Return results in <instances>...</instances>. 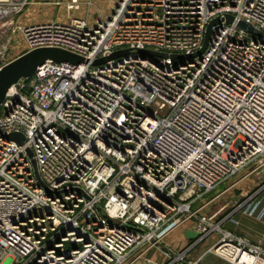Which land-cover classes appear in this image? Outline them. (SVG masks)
I'll return each mask as SVG.
<instances>
[{"label": "built area", "instance_id": "obj_1", "mask_svg": "<svg viewBox=\"0 0 264 264\" xmlns=\"http://www.w3.org/2000/svg\"><path fill=\"white\" fill-rule=\"evenodd\" d=\"M56 4L83 15L0 18V37L18 32L27 52L85 61L45 62L0 106V264H148L163 230L186 221L198 237L169 264H198L187 253L217 233L212 255L264 264V232L254 242L225 228L239 212L264 226V37L239 26L264 35V0H112L105 16L94 0ZM242 172L258 188L239 211L199 214Z\"/></svg>", "mask_w": 264, "mask_h": 264}, {"label": "rangeland", "instance_id": "obj_2", "mask_svg": "<svg viewBox=\"0 0 264 264\" xmlns=\"http://www.w3.org/2000/svg\"><path fill=\"white\" fill-rule=\"evenodd\" d=\"M57 1L59 0H0V8H6L0 9V16H4L2 19L3 25L14 27L16 25H27L44 21L62 22L69 18L83 15L82 11L68 13L62 4H56ZM111 3L112 0H94V5L101 10L102 16L108 13ZM90 15H94V11H91ZM26 52L27 48L18 32L10 33L7 36L3 34L0 37V67ZM243 175L244 173L242 172L234 176L208 193L209 199L213 197L220 198L216 200V203L211 204L209 213L222 209L223 211L216 217L218 219L228 213H236L242 208L247 198L255 195L254 193L258 188L255 180L250 178L242 180ZM243 193L246 194L245 197H243ZM237 218L240 220V226L234 227L229 225L227 230L246 236L249 240H256L257 235L252 233L251 228H255L257 225L255 223L257 222L252 217L243 215L242 212L237 214ZM113 223L119 224V221H113ZM177 227H179V224L170 225L163 230L159 246L153 247L145 255L148 264L172 263L174 261L172 256L181 254L189 247V245H185L187 241L184 239L182 229H178ZM220 237L217 233L204 242H200L198 246L187 253L184 261L198 260V264H230L209 252V249ZM158 258L159 260L164 258L165 263L157 261Z\"/></svg>", "mask_w": 264, "mask_h": 264}, {"label": "water", "instance_id": "obj_3", "mask_svg": "<svg viewBox=\"0 0 264 264\" xmlns=\"http://www.w3.org/2000/svg\"><path fill=\"white\" fill-rule=\"evenodd\" d=\"M239 26L242 29L247 30L249 33L264 37L263 34L253 30L244 23H241ZM208 36H209V28L207 30L202 48L193 56H199L204 52L207 46ZM137 52L141 55H147L152 57H158V58L166 57L164 54H160L148 50H138ZM127 53H128L127 50L115 52L106 59H99L94 61L93 65H101L106 61L119 58L123 55H126ZM172 57L183 58V56H172ZM47 61H51L55 63H68L72 65H79L85 62L83 58L58 48H39L24 53L23 55L17 57L16 59L0 67V106L4 100L7 91L17 81L23 78L30 77L32 74H34V72L38 67L42 66ZM1 137L8 141H14L18 144H21L23 141L22 135L17 133L1 135ZM185 237L189 241H194L197 239L198 233L189 231L185 233Z\"/></svg>", "mask_w": 264, "mask_h": 264}, {"label": "crops", "instance_id": "obj_4", "mask_svg": "<svg viewBox=\"0 0 264 264\" xmlns=\"http://www.w3.org/2000/svg\"><path fill=\"white\" fill-rule=\"evenodd\" d=\"M219 199L220 198H214V197L209 199V196L207 194L198 203H196L194 208H199L200 209L199 214L204 215V216L219 214L221 211H223L222 209H219L217 212L209 213V209H210L211 204L216 203V200H219ZM255 224H257L256 227L254 226L256 229L255 228H251V229L253 231L252 233L257 235V239L252 240V241L257 242L259 240L260 235L264 232V226L260 223H255ZM227 227H229V225L226 224L225 228L227 229ZM177 228L182 229L184 239H186V241H187V244H185V245L186 246L190 245L192 241H189L185 237V233L194 230V221H186V222L180 224L179 227H177ZM243 231H245V230H243ZM188 256H190V255H188ZM157 261H162L163 263H165L164 258H161L160 260L158 258ZM132 264H140V261H135ZM180 264H182V263H180Z\"/></svg>", "mask_w": 264, "mask_h": 264}, {"label": "bare ground", "instance_id": "obj_5", "mask_svg": "<svg viewBox=\"0 0 264 264\" xmlns=\"http://www.w3.org/2000/svg\"><path fill=\"white\" fill-rule=\"evenodd\" d=\"M0 9H6V8H0ZM11 12V11H10ZM6 16V15H5ZM0 17H4L3 15L2 16H0Z\"/></svg>", "mask_w": 264, "mask_h": 264}]
</instances>
